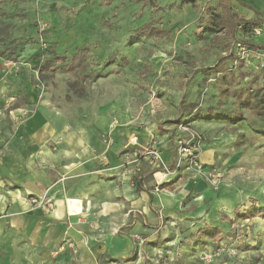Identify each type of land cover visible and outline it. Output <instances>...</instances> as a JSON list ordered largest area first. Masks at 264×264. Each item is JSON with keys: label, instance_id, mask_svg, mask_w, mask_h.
Listing matches in <instances>:
<instances>
[{"label": "rangeland", "instance_id": "1", "mask_svg": "<svg viewBox=\"0 0 264 264\" xmlns=\"http://www.w3.org/2000/svg\"><path fill=\"white\" fill-rule=\"evenodd\" d=\"M181 2L0 0V159L10 151V133L41 109L58 113L69 131L96 127L105 110L112 130L100 138L108 147L125 115L127 124L150 131L147 144L130 137L122 143L138 159L123 175L149 193L152 212L127 210L120 234L131 249L116 258L264 264V58L255 53H264V36L244 23L231 32L249 18L238 0ZM243 46L251 51L243 54ZM167 140L173 159L157 165ZM212 141L221 146L204 163L202 151ZM68 143L62 135L49 141L54 148ZM194 152L199 169L191 164ZM118 162H126L124 152ZM198 182L215 194L201 193ZM226 186L234 187L236 201L216 209ZM166 190L180 196L170 211L157 200ZM44 195L51 197L34 196ZM207 225L220 232L203 233ZM34 247L19 233L0 236V260L41 264Z\"/></svg>", "mask_w": 264, "mask_h": 264}, {"label": "crops", "instance_id": "2", "mask_svg": "<svg viewBox=\"0 0 264 264\" xmlns=\"http://www.w3.org/2000/svg\"><path fill=\"white\" fill-rule=\"evenodd\" d=\"M238 1L248 8L249 18L263 19L258 26L263 31L259 37L262 39L264 0ZM124 117L119 116L124 121L114 129L111 147L100 138L102 131L112 130L105 110L99 112L96 127L69 131L58 113L41 109L24 127L10 133L6 139L10 151L0 159V236L19 233L29 237L34 248L41 252V264H124L116 257H125L131 249L127 236L120 234L127 222V210L142 208L144 216L152 212L149 193L144 189L138 191L131 177L123 175L126 164H135L138 159L129 155L122 143L124 137H130L132 143L147 144L150 131L134 128ZM60 135L70 144L50 146L49 141ZM163 143L167 149L155 162L157 165L162 159L167 162L173 159V142ZM220 146L219 141L209 142L201 154L203 162H212ZM123 152L127 163L121 164L118 157ZM148 162L146 159L144 166ZM197 184L207 196L214 192L202 182ZM235 191L233 186L224 187L225 199L214 201L216 209L219 204L231 207L233 204L228 202L233 198L236 201ZM44 193L53 198V209L28 203V197ZM157 200L170 211L171 206L180 202V196L166 190L159 193ZM203 204L200 202L199 207ZM74 207L81 212L70 213ZM225 221L222 217L221 223ZM7 244L11 249L16 241L10 239ZM0 264L10 263L2 259Z\"/></svg>", "mask_w": 264, "mask_h": 264}, {"label": "built area", "instance_id": "3", "mask_svg": "<svg viewBox=\"0 0 264 264\" xmlns=\"http://www.w3.org/2000/svg\"><path fill=\"white\" fill-rule=\"evenodd\" d=\"M255 29H256V32L258 34H260V35L262 34V29L261 28L256 27ZM241 48H242V53L243 54H246L247 52L251 51V49L250 50L246 49L245 46H243ZM255 53H259V56H262L264 58V53L263 52L258 51V52H255ZM148 155L149 156L158 157L159 151L150 150L148 152ZM190 159H191V162H192L191 164H192L193 167H195L197 169H199L200 166L203 167L201 165L202 163H199V160L197 158V155H195V152H194L193 155L190 156ZM167 174H168V172L165 171L164 175H167ZM69 200H71V202L73 201V199H69ZM28 203H30L31 205L37 206V207L38 206H41V207H44V208L47 207V208H49L48 210L53 209L54 205H55V202L53 201V199L51 197L47 196V195H44V196H30L28 198ZM78 212L80 213L81 211L77 207L76 208L74 207V209H71V211H70V213H73V214H76Z\"/></svg>", "mask_w": 264, "mask_h": 264}, {"label": "trees", "instance_id": "4", "mask_svg": "<svg viewBox=\"0 0 264 264\" xmlns=\"http://www.w3.org/2000/svg\"><path fill=\"white\" fill-rule=\"evenodd\" d=\"M194 2V0H182V4H188V3H193ZM262 22H263V19H261V18H244V17H242V19H241V21H237L233 26H232V28H231V32H234V30H235V28L237 27V25L239 24H241V23H244L245 24V28L246 29H248V28H256V27H258V26H260L261 24H262ZM264 112V111H263ZM260 212H263L264 211V209L262 208V209H260L259 210ZM227 217H225V219H226ZM201 231L203 232V233H208V232H212V231H215V232H217V233H219L220 231H219V228L218 227H212V226H209V225H207V226H205L203 229H201Z\"/></svg>", "mask_w": 264, "mask_h": 264}]
</instances>
